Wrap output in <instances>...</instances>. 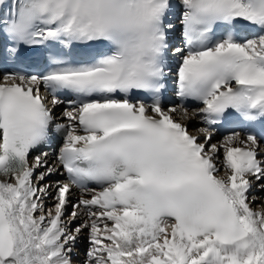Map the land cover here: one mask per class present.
<instances>
[{
  "label": "snow or ice",
  "instance_id": "obj_1",
  "mask_svg": "<svg viewBox=\"0 0 264 264\" xmlns=\"http://www.w3.org/2000/svg\"><path fill=\"white\" fill-rule=\"evenodd\" d=\"M253 181L264 0H0V264H264Z\"/></svg>",
  "mask_w": 264,
  "mask_h": 264
},
{
  "label": "bare ground",
  "instance_id": "obj_2",
  "mask_svg": "<svg viewBox=\"0 0 264 264\" xmlns=\"http://www.w3.org/2000/svg\"><path fill=\"white\" fill-rule=\"evenodd\" d=\"M62 110H63V109L60 108V106H58V107L55 109V113H56V115L59 116L60 113L62 112ZM189 126L192 127V131H195V128L198 127L199 124H198L197 121H191V122L189 123ZM219 139H220V138H219ZM219 139H217V140H219ZM214 142H215V141H214ZM49 164H54V162L52 161L51 158H49ZM41 171H43V169H39V170L37 171V175H38L39 172H41ZM57 180H60V175H59L58 173L49 176V177L44 181V183H45V184H52V185H54L55 182H56ZM253 182H254V183H253V188H255L257 192H263V191L259 188V186L257 185L256 181H253ZM53 190H54V189H53ZM252 191H254V190H252ZM79 195H80L79 191L76 190V191L73 192L72 196L70 197L71 200H72V203H71V205H70L69 208H66V216H65L66 219H67L68 215L71 214V212H72V210H73L72 205H73V203L76 201V199H77V197H78ZM251 196H252V195H251ZM261 196H262V195H261ZM255 198H256V196H255ZM256 199H257V198H256ZM259 200H260L261 203H262L261 206L264 205V196H263V198H259ZM255 201H256V200H255ZM51 203H52L51 199H48V200L46 201V204H48V205H51ZM261 206H260L261 210H264V208H262ZM257 211H258V210H257ZM259 211H260V210H259ZM79 222H80L79 220L74 221L72 226H75V224H78ZM78 240L81 241L82 252L80 253V255H79L78 257H74V258H73L74 260H76V261L73 262V264H85V261H86V259H87L86 253H87V251L89 250V242H88L87 232H84V233L78 238Z\"/></svg>",
  "mask_w": 264,
  "mask_h": 264
},
{
  "label": "rangeland",
  "instance_id": "obj_3",
  "mask_svg": "<svg viewBox=\"0 0 264 264\" xmlns=\"http://www.w3.org/2000/svg\"><path fill=\"white\" fill-rule=\"evenodd\" d=\"M257 206H255L256 208L259 207V203H256Z\"/></svg>",
  "mask_w": 264,
  "mask_h": 264
}]
</instances>
